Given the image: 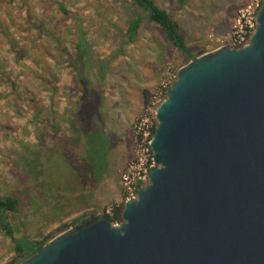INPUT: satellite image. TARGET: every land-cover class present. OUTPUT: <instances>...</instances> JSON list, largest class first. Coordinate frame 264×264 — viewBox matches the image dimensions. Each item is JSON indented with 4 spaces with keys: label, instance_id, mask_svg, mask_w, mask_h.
I'll use <instances>...</instances> for the list:
<instances>
[{
    "label": "rangeland",
    "instance_id": "1",
    "mask_svg": "<svg viewBox=\"0 0 264 264\" xmlns=\"http://www.w3.org/2000/svg\"><path fill=\"white\" fill-rule=\"evenodd\" d=\"M254 1L155 0L179 21L196 57L217 50ZM139 17L131 42L128 27ZM2 24L11 42L0 32V198L19 200L17 211H5L12 236L6 224L0 229V264H9L13 237L47 244L82 217L124 208L123 175L137 158V125L156 124L157 108L190 61L134 0H0ZM92 92L101 115L96 126L81 122L82 100ZM92 129L103 139L101 154L107 148V170L81 182L63 168L55 187L62 198L48 200L54 153L67 164L83 163ZM80 171L89 173V165Z\"/></svg>",
    "mask_w": 264,
    "mask_h": 264
},
{
    "label": "water",
    "instance_id": "2",
    "mask_svg": "<svg viewBox=\"0 0 264 264\" xmlns=\"http://www.w3.org/2000/svg\"><path fill=\"white\" fill-rule=\"evenodd\" d=\"M257 21L249 44L179 70L122 221L90 214L20 264H264V1Z\"/></svg>",
    "mask_w": 264,
    "mask_h": 264
},
{
    "label": "trees",
    "instance_id": "3",
    "mask_svg": "<svg viewBox=\"0 0 264 264\" xmlns=\"http://www.w3.org/2000/svg\"><path fill=\"white\" fill-rule=\"evenodd\" d=\"M134 1L138 6H140L148 14L149 19L164 31V33L166 34L167 38L172 43V45H174L180 52H182L189 59V61L193 60L196 57L193 54L191 47H189L186 43L185 35L181 31V24L179 23V21H177L173 17L169 9L158 5L155 2V0H134ZM59 7L64 14L71 15V11L67 10L65 6L63 5V3H60ZM141 23H142L141 17L134 19L130 23L128 27V31H127V38L129 41L135 42L137 40L138 30L141 26ZM0 32L4 34L3 36H5L9 42H11L10 33L9 31H7V28L4 24L0 25ZM13 86L14 88L18 89L17 83L15 81H13ZM95 95L96 93L92 92L91 94H88L87 96H85L82 100L80 112H81V122L83 124L86 122H93L90 124H94V126H96L97 122L101 120V115L98 111V108L96 107L94 103ZM31 101L33 103L36 102L34 97H32ZM89 111L92 113V115H88ZM37 113H39V111ZM154 131H155V128H154ZM91 132L88 131V134L86 135L87 136L86 137L87 155H85V159L86 158L87 159L83 163H80L77 165H73V163L67 164L66 161H64L61 158L58 151L54 153L53 157L50 160V164H49L50 173L49 175L46 174V181L48 182V181H51V179H53L54 182L44 187L45 189L44 195L46 196L48 200L52 199L53 201V198H54V200L60 201V199L62 198L60 197V190H58L55 187L57 186L56 180L59 178L58 176L61 173L63 168H66L67 172L69 171V175L67 176H69L70 178H73L74 177L73 174L75 173V176L80 178V180L82 179L81 176H90L92 180L94 179L98 180L103 175L102 173H104L107 170V166H106L107 165L106 163L107 154L105 155V153L107 152V148H105V145H104V153L101 154L102 150H100L99 147L102 144H104L103 139L98 131L95 132V130H93ZM84 164L89 165L90 167L89 173H85L81 171L80 173L75 172V168H77V166H82ZM18 202L19 200L13 196H7L4 199L0 198V229L3 227V224H6V232L10 236H12L13 234V228L11 225H8V222H7L8 220L5 216V211H17L16 209H17ZM122 210H123V205H115L111 214H107V213H104V214L112 222V224H115L116 222L122 221ZM88 217H90V214L88 216L80 218L78 220V224L81 220H85ZM12 241L15 244L16 256H15V260L9 264L22 263L26 259L32 257L37 252V249L39 246L44 245L42 243L31 241L26 238L17 239L13 237Z\"/></svg>",
    "mask_w": 264,
    "mask_h": 264
},
{
    "label": "built area",
    "instance_id": "4",
    "mask_svg": "<svg viewBox=\"0 0 264 264\" xmlns=\"http://www.w3.org/2000/svg\"><path fill=\"white\" fill-rule=\"evenodd\" d=\"M264 0H255L253 4L247 8L243 18H239L234 26V30L227 38L219 39V47L228 45L231 48H240L251 42L252 36L256 31L258 21L257 16ZM157 112V111H156ZM157 119V116H156ZM158 125L154 122H143L137 125V144L138 154L135 162L132 163L129 170L123 175V183L126 190L127 200H136L141 187L149 183L151 171L158 165L154 161V152L151 147V141L154 136V128ZM121 222V221H120ZM116 222L115 224H119Z\"/></svg>",
    "mask_w": 264,
    "mask_h": 264
},
{
    "label": "flooded vegetation",
    "instance_id": "5",
    "mask_svg": "<svg viewBox=\"0 0 264 264\" xmlns=\"http://www.w3.org/2000/svg\"><path fill=\"white\" fill-rule=\"evenodd\" d=\"M93 219L91 218V217H88V218H86L85 220H81L80 222H79V224L77 225V226H75V228H77V227H80V226H84V225H86V224H88L90 221H92ZM75 228H73V229H75ZM71 229V228H70ZM15 260V259H14ZM13 260V261H14ZM12 261V262H13ZM11 262V263H12Z\"/></svg>",
    "mask_w": 264,
    "mask_h": 264
},
{
    "label": "crops",
    "instance_id": "6",
    "mask_svg": "<svg viewBox=\"0 0 264 264\" xmlns=\"http://www.w3.org/2000/svg\"><path fill=\"white\" fill-rule=\"evenodd\" d=\"M15 256H16V253H15Z\"/></svg>",
    "mask_w": 264,
    "mask_h": 264
}]
</instances>
